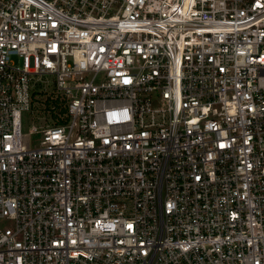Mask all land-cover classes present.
Listing matches in <instances>:
<instances>
[{"label": "built area", "instance_id": "obj_1", "mask_svg": "<svg viewBox=\"0 0 264 264\" xmlns=\"http://www.w3.org/2000/svg\"><path fill=\"white\" fill-rule=\"evenodd\" d=\"M1 220L0 264H264V0H0Z\"/></svg>", "mask_w": 264, "mask_h": 264}, {"label": "rangeland", "instance_id": "obj_2", "mask_svg": "<svg viewBox=\"0 0 264 264\" xmlns=\"http://www.w3.org/2000/svg\"><path fill=\"white\" fill-rule=\"evenodd\" d=\"M22 122H23V132L25 134L30 133V131L34 125H39L37 120H35L34 117L32 116L31 112H25L24 113ZM40 136L41 135L36 136V135L31 134V140L33 142V145H35L39 142ZM0 227H2V228L13 227V222L7 221V220H1L0 221Z\"/></svg>", "mask_w": 264, "mask_h": 264}]
</instances>
